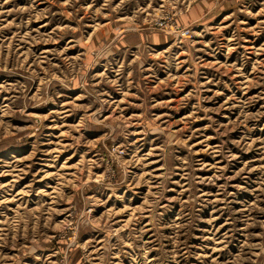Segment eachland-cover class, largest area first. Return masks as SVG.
Masks as SVG:
<instances>
[{
	"label": "rangeland",
	"instance_id": "1",
	"mask_svg": "<svg viewBox=\"0 0 264 264\" xmlns=\"http://www.w3.org/2000/svg\"><path fill=\"white\" fill-rule=\"evenodd\" d=\"M0 264H264V0H0Z\"/></svg>",
	"mask_w": 264,
	"mask_h": 264
}]
</instances>
